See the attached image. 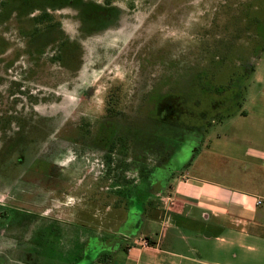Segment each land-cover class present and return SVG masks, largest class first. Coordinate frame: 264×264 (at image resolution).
Returning <instances> with one entry per match:
<instances>
[{
	"label": "rangeland",
	"instance_id": "obj_1",
	"mask_svg": "<svg viewBox=\"0 0 264 264\" xmlns=\"http://www.w3.org/2000/svg\"><path fill=\"white\" fill-rule=\"evenodd\" d=\"M92 1L113 4L120 8V14L114 29L83 43L82 60L76 62L78 66L83 61L79 73H70L66 71L68 69L59 67L52 60V55H55L52 48L46 51L40 67H31L27 59L22 58L8 73L13 81L25 80L27 71L34 74L33 79L23 83L24 93L15 98L18 102L10 101L12 105L10 111L11 117L19 120L27 134L34 133L37 126L42 125L45 134L44 149L49 140L48 136L58 132L65 124L71 122L78 125L86 124L91 130L97 129L100 120L106 116L107 100L111 93L118 95L120 100L118 109L126 118L141 111L143 105L147 106L148 101H145L154 98L159 87H164L165 84L174 85L177 80H182L186 85L184 82L186 77H172L169 80L163 78L161 72L172 67L196 70V74L202 75L204 87L214 89L225 85L229 77L225 72H228L229 67L230 71L233 67L234 73H239L236 68H248L253 65L254 71L250 73L244 71L245 76L241 78L240 84L232 88V91L238 90L239 87L243 88L240 107L236 108L235 103L228 106L236 108L232 113L234 115L242 108L255 114L263 111L264 39L256 40L254 30L249 31L247 25L248 28H255L254 18H264V0ZM255 4L258 9V11L255 9L256 14L253 13ZM247 10L250 11V18L246 20ZM56 15L68 34L71 37H78L75 13L65 10ZM225 61L226 64L222 66L221 62ZM1 63L0 71H5V64ZM72 68H75L74 65ZM215 69H223L220 74L224 76L215 83L218 85L211 84L208 80L211 72L207 71L212 70L215 73ZM200 87L201 85L198 86V91ZM158 91L165 92V89L159 88ZM213 96L215 95L211 97ZM204 98L207 106L212 104L208 103L207 96ZM214 98L216 102H222L221 97ZM205 104L203 103V106ZM219 113L222 116V111ZM232 114L222 117L218 124L206 127V131H202V124L198 120L187 117L186 124L194 126L201 124L198 134L197 130L194 132L192 129L187 130L183 136L187 137V141L183 146L175 149L168 162L160 166L163 168L155 169L153 175L155 180L151 186L155 190L151 191L144 183L136 188H130L133 200L130 212L120 187L124 181L119 178L115 180L116 175L111 172L106 176L100 175L101 158L97 153H92L91 156L88 153L84 158H80L73 157L69 151L64 152L56 162L50 163L47 174L43 175L34 168L27 172L12 169L9 170V176L0 172V224L10 219L12 208L32 216L27 217L28 223L18 227L17 235L12 233L7 235L8 237L6 234L0 236V254L8 257L7 264H24L21 262L19 252L25 249V241L28 240L29 243L42 221H46L45 225H50L55 220L62 225L60 226L62 230L66 231L69 228L67 225L71 224L83 235L81 237L77 235L76 255L79 251L77 247L81 246L80 242L83 244L84 240L92 237L89 251L80 264H99L95 261L97 251L114 248L116 241H113V237L120 231L128 230V227L132 228V233L137 237L150 236L161 244L159 246L163 250L176 253L177 256L170 258L168 263L173 261L174 264H187L188 262L178 254L193 259L198 257L203 260L211 259L210 255L204 253L207 246L214 245L216 248L223 245L215 239L213 241L205 239L206 232L214 231L212 221H206L198 213L196 223L182 220L178 225L167 228V235L162 237L164 229L158 223L149 222L153 213L147 212L148 207L145 203L146 200H155L154 193L162 190L160 181L170 177V174H173V180L168 188L172 189L182 171L191 170L189 165L193 155L199 157L200 152L206 149L203 158L208 161L207 163L215 160L214 154H218L224 148L228 149L224 140L232 134H240L248 140L243 142L242 152L249 149H264V120L259 116L244 119L242 116ZM262 115L264 116V112ZM183 132L180 130V134ZM157 139L154 140L159 147L156 151H160L157 155L163 158L170 151L171 145ZM1 146L3 142H0V148ZM3 160L0 158V163ZM5 160L8 161V158ZM239 170L250 174L253 169L243 164ZM84 176L86 179L82 182ZM202 176L212 178L213 175L210 171L204 170ZM18 177L21 179L17 192H11L7 184ZM129 177L132 178V175L129 174ZM225 182L231 185L228 180ZM128 188L127 185L126 190ZM41 193L46 196L43 201L37 197ZM138 201L139 203L142 201L141 204L138 203L140 207L135 205ZM128 212L131 214L129 221L125 223L128 227L121 228L128 217ZM84 214L88 216L77 218V215ZM84 224L88 228L85 232L80 231L78 227ZM250 244L258 247L254 242ZM118 245L119 241L116 242V246ZM63 250L66 253L68 248L63 247ZM235 251L239 256L235 261L229 254L221 253L216 258L223 263L253 264L245 260L243 249L239 246L235 247ZM232 254L233 251L231 256ZM109 255L107 253V256ZM121 260L122 257L119 255L115 262L120 263ZM142 260L145 262L146 256Z\"/></svg>",
	"mask_w": 264,
	"mask_h": 264
},
{
	"label": "flooded vegetation",
	"instance_id": "obj_2",
	"mask_svg": "<svg viewBox=\"0 0 264 264\" xmlns=\"http://www.w3.org/2000/svg\"><path fill=\"white\" fill-rule=\"evenodd\" d=\"M65 10H71L75 13L74 20L78 23V37L76 38L68 34L56 15ZM119 10L120 8L113 4H100L92 0H0V62L5 64L6 69L0 71V142H3V146L0 148V158L4 159L0 163V172L9 176V170L12 169L13 171L27 172L34 168L36 172L43 175L47 174L50 163L56 162L58 158L63 156L64 152L69 151L73 157L80 158H84L88 153L90 156L92 153H97L101 158L100 175L106 176L111 172V174L116 175L115 180L122 179L124 181L120 185L123 190L122 197L127 202L132 200V187L136 188L141 183L149 186L151 191L155 190L151 188L153 180H155L153 177L155 172L149 173L144 180H141L140 172L145 171V168L146 170L151 168L152 171L163 168L160 166L165 165L173 155L168 160L160 161L158 164L160 166L156 165L154 159L142 163L139 161V142L137 141L133 144V152L126 162L129 167H126L123 146L121 141L118 142L123 136L108 132L105 126V116L98 123L97 129L91 130L86 124L78 125L72 122L65 124L58 132L48 136L49 140L45 149L43 146L45 134L42 125H38L34 133L27 134L25 127L19 120L11 117L12 105L10 101L18 102L15 98L24 93L23 83L30 81L34 76L33 73L27 71L25 80H11L8 73L20 59L26 58L31 67H40L46 51L52 48V53L55 54L52 55V60L59 67L68 69L66 71L77 74L83 64V61L78 66L76 63L82 60L83 43L94 36H100L108 30L114 29L120 14ZM15 42L18 43L15 44ZM72 65L75 68H72ZM30 70L32 71V68ZM161 73L166 80L172 77H186L185 84L188 77L197 76L196 70L188 71L184 67L181 69L172 67L169 70H163ZM181 82L183 83L182 80ZM172 86L165 84L164 87L159 88L165 89L167 92L171 90ZM167 87L170 89H166ZM2 91L4 92L2 93ZM114 141L116 149H111L110 144ZM109 157H114L115 160L109 161ZM7 158L8 161L5 160ZM129 174L132 175V178L129 177ZM20 179L18 177L12 182L9 181L7 188L11 192H17ZM85 179L86 176L81 181L83 182ZM172 180L173 175L170 174V177L160 181V183L162 182V190H158L154 195L163 196ZM127 185L129 188L126 190ZM124 190H126V194ZM127 191H131V193ZM37 197L43 201L46 196L41 193ZM10 211H12L10 219L0 224V236L5 234L7 236L12 233L17 235L18 227L29 222L27 217H32L25 215L26 212L19 209L12 208ZM27 213L30 214L29 211ZM81 216L86 218L88 214L77 215V218L81 219ZM39 222L40 220L37 221V224ZM45 222L40 223V227L32 234L29 243L28 240L25 241V249L19 252L21 262L24 264H80L89 251L92 237L84 240L83 244L80 242L81 246L77 247L79 251L76 255V238L77 235L80 237L82 235L76 231L77 227L68 224L69 228L66 232L60 228L62 225L58 221L54 220V223L51 222L50 225H45ZM78 227L83 232L88 229L85 224L84 226L78 225ZM66 234L69 236L67 237ZM120 235L127 237L119 232L113 237V241L118 242ZM63 247L68 248L66 253ZM110 251L111 248L107 251L98 250L97 253ZM7 258L0 254V264H7Z\"/></svg>",
	"mask_w": 264,
	"mask_h": 264
},
{
	"label": "crops",
	"instance_id": "obj_3",
	"mask_svg": "<svg viewBox=\"0 0 264 264\" xmlns=\"http://www.w3.org/2000/svg\"><path fill=\"white\" fill-rule=\"evenodd\" d=\"M247 111L242 108L234 116H242L244 119L259 116L264 120V109L260 114ZM244 141L248 140L240 134L228 136L224 140L228 149L224 148L214 154L216 159L209 163L203 158L206 149L201 151L199 157L195 156L191 160V170L182 171L171 190L166 189L163 196H155V200L148 201L146 205L147 212L153 213L149 222L158 223L164 229L162 237L167 235V228L178 225L182 220L196 223L198 213L206 221H212L214 231L206 232L205 239H215L223 245L216 248L214 245L207 246L204 253L210 255L211 259H193L178 254L187 264H233L219 262L216 257L222 253L237 260L239 256L235 253L236 246L243 249L245 260L253 264H264V149L242 152ZM243 164L253 169L252 174L239 170ZM204 170L210 171L212 178H204ZM259 201L261 204H258ZM146 238L149 240L148 246L143 245V239ZM253 242L258 247L250 244ZM159 245L150 236L131 238L120 235L119 245L107 252L110 255L106 261H95L99 264H174L173 261L168 263V260L177 256L176 253L163 250ZM119 255L122 260L117 263L115 259ZM144 256L147 259L145 262L142 260Z\"/></svg>",
	"mask_w": 264,
	"mask_h": 264
},
{
	"label": "trees",
	"instance_id": "obj_4",
	"mask_svg": "<svg viewBox=\"0 0 264 264\" xmlns=\"http://www.w3.org/2000/svg\"><path fill=\"white\" fill-rule=\"evenodd\" d=\"M256 6L257 4H255V6L253 7V13L255 14L258 11V9H256ZM255 9L257 10L256 12ZM249 12V10L246 11V20L250 18ZM263 19H261L260 17L254 18L255 28H248L247 25V29L249 31L254 30L253 35L256 36V40L264 39ZM221 63L223 66L226 64V61ZM218 66H220V64ZM228 69V72L225 73L229 77L227 79V82L224 83L225 85H220V87H215L214 89H212V87H204V83L202 82L203 78L200 73H198L197 76L188 77L186 85H184L181 80H177L170 91L159 92L157 89V92L155 91L156 96L154 98L147 99L145 101H148V104H146L147 106L143 105L140 109L141 111H139L138 113L136 112L132 117H123V113L118 109L120 102L119 97L116 93H111L112 95L107 100L105 126L108 129L109 133L123 136L118 142L121 141V144L123 146V151L125 154V166L129 167L126 162L128 161L129 156L132 154L131 152H133V144L137 141L139 142V161L145 163L149 159H154L156 165H158L160 161L163 162L165 160H168V158L174 154L175 149L177 150L180 145L187 141V137H183L187 130L192 129V132L197 130L198 134V129L202 124V131H206V127L218 124L222 117H224L225 115H231L234 112V109H236L238 106L240 107V103L242 102L244 94V92H242L243 88L241 89V87H239L238 90L233 91L232 88L234 87V85L238 83L240 84L241 78L245 76L244 71L246 73L253 72L254 67L253 65L248 68L238 67L236 69L240 71L239 73H234L233 67L231 68V71L230 67ZM215 70V73H213L212 70L207 71L211 72V77H208V80L211 84H215L218 80H220V77L224 76L223 74H220L223 69ZM200 85V91H198V86ZM225 92H228V94H225ZM212 95H215L216 98L221 97L222 102H216V99L214 98L215 96L211 97ZM205 96H207V98L209 99H207L208 103L212 102L211 105L208 104L207 106L205 104L206 100L205 98L203 99V97ZM203 103L205 104V106H203ZM231 103H235L236 108L229 107L228 105ZM220 111H222V116L219 113ZM187 117L198 120V122L201 124L199 126H194L193 124L188 125L185 121ZM201 119H203L204 121L201 122ZM180 130L184 132L180 134ZM199 136L200 135H198L197 137L199 138ZM154 137L155 139L158 138L157 140L161 141L162 143L165 142L169 146L171 145L170 151H168L166 156H164L163 158L157 155L160 151H156L159 150V147L154 142ZM110 148L116 149L115 141L110 144ZM194 157L195 155H193V158ZM112 160H115L114 157H109V161ZM153 172L154 171H152L151 168H147V170L145 168V171L140 172L141 180L146 179V176L149 173L153 174ZM127 192L131 193V191ZM124 193L126 194V192ZM140 200L141 199H139V201ZM150 200H146L145 205H147L148 201ZM132 201L133 200L127 202L129 206V212L131 209ZM139 201L135 204L138 207H140L139 204L142 203V201L141 203H139ZM129 212L128 217L123 224V226L125 227H128L125 223L130 219L131 214H129ZM139 215H142V213H139ZM128 228V230L120 232L125 236L136 238L137 236L135 235V233H132V228ZM145 240L149 243L148 238H146ZM98 254L99 253H97V257L95 260L99 262H105L108 257L107 252L100 253L99 255Z\"/></svg>",
	"mask_w": 264,
	"mask_h": 264
},
{
	"label": "built area",
	"instance_id": "obj_5",
	"mask_svg": "<svg viewBox=\"0 0 264 264\" xmlns=\"http://www.w3.org/2000/svg\"><path fill=\"white\" fill-rule=\"evenodd\" d=\"M258 204H261V202L259 201V203H258ZM143 245H144V246H148V243H147V241L143 240Z\"/></svg>",
	"mask_w": 264,
	"mask_h": 264
}]
</instances>
